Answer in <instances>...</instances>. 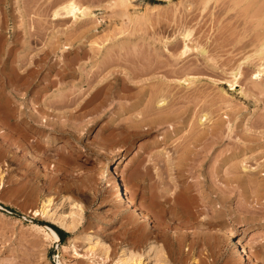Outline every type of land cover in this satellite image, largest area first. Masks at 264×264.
Returning <instances> with one entry per match:
<instances>
[{
	"label": "rangeland",
	"instance_id": "rangeland-1",
	"mask_svg": "<svg viewBox=\"0 0 264 264\" xmlns=\"http://www.w3.org/2000/svg\"><path fill=\"white\" fill-rule=\"evenodd\" d=\"M67 1L0 0V264H115L150 244L160 264H264V0H72L91 13L54 19ZM48 200L79 204L75 227Z\"/></svg>",
	"mask_w": 264,
	"mask_h": 264
},
{
	"label": "bare ground",
	"instance_id": "bare-ground-1",
	"mask_svg": "<svg viewBox=\"0 0 264 264\" xmlns=\"http://www.w3.org/2000/svg\"><path fill=\"white\" fill-rule=\"evenodd\" d=\"M61 1V0H60ZM128 0H119V2L120 3H126ZM68 2V1H67ZM140 2V1H139ZM63 3V2H62ZM65 3V2H64ZM56 4V3H55ZM114 4V3H113ZM51 5H53V4H51ZM56 5H58V4H56ZM53 7V6H52ZM204 7V6H203ZM51 8V7H50ZM56 8V9H55ZM55 8H53L52 10H53V13H52V15H53V18L54 19H58V20H62V19H59V18H65V17H73L74 18V20H78L80 17H83L84 18V16L86 17V15H89L91 12H90V10L87 8V7H82L81 5H79L78 3H76L75 1H69L68 3H66V4H64V5H60V6H57V7H55ZM151 8V7H150ZM154 8V7H153ZM138 9V8H137ZM139 10V9H138ZM124 11H126V8L124 9ZM140 11V10H139ZM125 13V15H127V13L126 12H124ZM144 13V12H143ZM136 14V13H135ZM138 14H140V12L138 13ZM136 16V15H135ZM144 16V15H143ZM145 16H147V15H145ZM142 17V16H141ZM127 18V17H126ZM143 18V17H142ZM147 18V17H146ZM57 20V21H58ZM129 21V20H128ZM131 22H132V20H130ZM129 21V22H130ZM157 22H159V27H161L163 24L165 25V27L164 28H166V26H168V25H166L164 22H162L163 24H161V26H160V23H161V21H157ZM186 22V21H185ZM184 22V23H185ZM168 24V23H167ZM186 25H187V23H185ZM184 24V25H185ZM158 25H156V26H158ZM180 25H182V24H180ZM183 25V26H184ZM184 26V28H187V26ZM183 26H181V27H183ZM258 26V25H257ZM158 27V28H159ZM163 27V26H162ZM163 28V29H164ZM161 28H159V30H160ZM187 29H190L189 27L187 28ZM257 29H258V27H257ZM259 29H261V28H259ZM259 29H258V32H257V35H256V37L258 36V34H259ZM191 30V29H190ZM162 31V30H161ZM165 31V30H164ZM192 31V30H191ZM26 32V31H25ZM29 32V31H28ZM28 32H27V34H28ZM182 33H180L179 32V34H181V36H182V38L183 39H185V40H190L192 37V34H191V32L189 31V30H185V31H181ZM262 32V31H261ZM26 35V34H25ZM244 35V34H243ZM242 35V36H243ZM260 35H261V33H260ZM263 35H264V33H263ZM27 36V35H26ZM173 36V35H172ZM246 33H245V38H246ZM170 37L171 36H169V39H170ZM261 37H263V36H261ZM261 37H259L258 36V39L259 38H261ZM28 38V37H27ZM244 38V39H245ZM168 39V38H167ZM256 39V38H255ZM254 39V40H255ZM26 40V39H25ZM185 40H183V41H185ZM191 40H194V39H191ZM239 40V39H238ZM242 40L243 39H241V40H239V41H241V43L240 42H238L237 41V43H238V45L240 46H242V44H243V42H245V41H249V40H243V42H242ZM251 41L253 40V39H250ZM253 40V41H254ZM257 40V39H256ZM27 41V40H26ZM195 41V40H194ZM251 41H250V43H251ZM258 41V40H257ZM257 41H255V42H257ZM262 41V40H261ZM186 42V41H185ZM184 42V43H185ZM254 42V43H255ZM27 43V42H26ZM188 43V42H187ZM187 43H185V46L183 47V49H181L182 51L180 52V55H184V54H186V53H188L190 50H193V49H191L192 47L191 46H188L189 44H187ZM240 43V44H239ZM253 43V42H252ZM251 43V44H252ZM234 44H236V42H233V45ZM250 44V45H251ZM195 45H197V44H195ZM232 45V46H233ZM244 45V44H243ZM239 46L237 47V44H236V46L235 47H237V48H235V49H239ZM240 46V47H241ZM246 46V47H245ZM245 48L247 49V47H249L248 46V44L246 45L245 44ZM178 48V46L176 45L174 48ZM191 47V48H190ZM197 47V46H196ZM202 47V46H201ZM254 47H256V44H255V46ZM194 48V47H193ZM198 48V47H197ZM242 48V47H241ZM244 48V49H245ZM198 50H199V52L201 53V54H206V48L204 47V48H198ZM242 51V50H241ZM256 55H261L260 57L261 58H264V41L257 47V49L255 50V52H254ZM178 55V54H177ZM252 57L253 56H255V55H251ZM251 56L249 55V56H247V58L245 57L244 58V60L246 61V62H249V60H250V58H251ZM257 57V56H256ZM259 57V58H260ZM255 58V57H254ZM253 58V59H254ZM262 60V59H261ZM264 60V59H263ZM251 61H253L252 59H251ZM250 61V62H251ZM251 63H253V62H251ZM240 65V64H239ZM239 65H237V66H239ZM259 66H260V64H259ZM239 68H241V67H239ZM234 70V69H233ZM264 70V68L261 70V71H258V75L262 72ZM172 71H174L173 69H172ZM121 72V71H120ZM113 73V72H112ZM115 73V72H114ZM240 73H242V72H240V69H237V70H235L234 72H233V75L232 76H234V82H233V84L234 83H237L235 80L237 79V76L238 75H240ZM118 74H119V72H118ZM144 74V73H143ZM143 74H140V75H143ZM263 74V73H262ZM115 75V74H114ZM131 76H132V74H131ZM133 76H134V74H133ZM138 76H139V74H138ZM241 76H242V74H241ZM118 77V76H117ZM116 76L115 77H113V78H115V81L117 80L116 78H117ZM140 77V76H139ZM135 78V77H134ZM239 78V77H238ZM111 79V78H110ZM134 80V79H133ZM133 80H131V81H133ZM190 81H193L192 79L190 80ZM106 82V81H105ZM108 82V81H107ZM111 82V81H110ZM136 82V81H135ZM163 82V81H162ZM104 84V83H103ZM136 84V83H135ZM158 84V83H157ZM160 85H161V83H159ZM158 84V85H159ZM163 84V83H162ZM113 85V84H112ZM115 85V84H114ZM157 85V86H158ZM164 86H165V84H163ZM109 86H110V84H109ZM162 86V85H161ZM169 86V85H168ZM232 86V85H231ZM140 87V86H139ZM129 88V87H128ZM149 88V92L148 91H146V88H145V91H146V93H149L150 95H149V98H150V96H152L153 97V95H151V88H154V90H156L157 89V87L155 86V87H148ZM148 88H147V90H148ZM156 88V89H155ZM159 88L161 89V88H163V92L167 89V85H166V89L162 86V87H158V92L160 91L159 90ZM124 89V88H123ZM143 89V88H142ZM165 89V90H164ZM131 90V89H130ZM162 90V89H161ZM138 91H142V90H138ZM144 91V90H143ZM152 91H153V89H152ZM166 92H168V89H167V91ZM141 94H143V93H145V92H140ZM146 93L144 94V95H146ZM154 93H156V91L154 92ZM154 93H152V94H154ZM165 93V92H164ZM168 93H171V92H168ZM168 93H166L167 95H168ZM160 94H162V92H160ZM165 94V95H166ZM144 95H142V96H144ZM155 95V94H154ZM158 97H159V94H156ZM164 95V96H165ZM175 95V94H174ZM174 95L172 96L173 98H174ZM246 95V94H245ZM139 96H141L140 94H139ZM164 99H158L157 100V107L156 108H158L159 106H161V107H159L158 109H162L163 107L162 106H164V104L166 103H168V102H165L166 100L165 99H167L169 96H170V98H171V95L169 94V96L167 97V98H165L163 95H161ZM150 98L151 100H153V98ZM155 97V96H154ZM162 97H159V98H162ZM175 97H176V95H175ZM156 98V97H155ZM169 98V99H170ZM140 99V98H139ZM141 99H142V97H141ZM157 99V98H156ZM155 100V99H154ZM174 100H176V99H173L172 100V98L170 99V104H172V103H174L175 101ZM173 101V102H172ZM147 103H150V102H147ZM176 104V103H175ZM154 105V104H153ZM169 105V104H168ZM174 105V104H173ZM173 105H169V106H171V107H169V109L171 108H173L172 106ZM175 106V105H174ZM154 107V106H153ZM164 107H166V106H164ZM167 108V107H166ZM164 110H165V108H164ZM155 111V110H154ZM159 111V110H158ZM157 114H158V116L160 115L158 112H156ZM156 113H154L156 116H157V114ZM163 114H165V113H163ZM145 115H146V113H145ZM149 115V114H148ZM143 116V115H142ZM154 116V115H153ZM158 116H157V118H158ZM161 116V115H160ZM144 117V116H143ZM146 117V116H145ZM208 117L209 116H207V113L206 114H204V115H202V116H200V118H199V123L200 124H203V126H204V124H206V122H207V120L209 121L210 119H208ZM147 119H149V118H147ZM153 120V119H152ZM159 120V119H158ZM185 121V120H184ZM150 124H151V122H150ZM166 124V123H165ZM199 124V125H200ZM218 124V123H217ZM155 126V125H154ZM201 126V125H200ZM200 126H199V128H200ZM216 126V125H215ZM219 126V125H218ZM150 128V127H149ZM200 129H202V128H200ZM200 129H199V131H200ZM204 129V128H203ZM213 129V128H212ZM211 129V130H212ZM220 129V128H219ZM206 130H204V131H202V135H203V132H205ZM201 133V132H200ZM199 133H198V131H197V135H198ZM201 135V134H200ZM199 137V136H198ZM202 137V136H201ZM200 138V137H199ZM199 138H197V140L199 139ZM116 161V159H113L111 162H112V164H113V162H115ZM110 165H111V163H106V166L104 167V169L102 170V177L100 178L102 181H108V183H110V185L112 186V189H113V193L114 194H116L115 196H117L118 197V199L119 200H122L126 205H127V207H129L131 210H132V212L133 213H135V214H137V215H139V216H141V218H143V220L144 221H148L149 219L147 218V216L146 215H144L145 213H140V211H138V208H137V206L133 203V201L130 199V197H129V195H128V191H127V188L125 187V186H122L120 183L121 182H118V179H116V178H113L112 176H110L109 175V169L111 168L110 167ZM245 168V167H244ZM103 174L105 175V178L103 177ZM119 176H121V174H119ZM101 181V182H102ZM125 187V188H124ZM53 204V203H52ZM124 204V205H125ZM50 205H51V201L50 200H48L46 203H44L43 205H42V212L43 213H49V217L52 219V220H54L55 222H57V224H59L61 227H64V228H66L67 226H71V227H75V225H76V223H77V221H79V219H80V214L82 213V207L78 204V205H76L75 204V207L77 206V208L75 209V211L73 210L72 211V209H70L71 210V212L69 211V212H65L64 211V208H63V206H62V201H58V202H56V203H54L53 205H52V207H50ZM73 205V204H72ZM74 206V205H73ZM142 220V219H141ZM50 233L53 235V237L56 239V241H58V239H59V235L57 234V232L54 230V229H52V228H50ZM227 235H228V237H231V238H233V234L231 233V232H227ZM89 241L91 240V238H89L88 239ZM231 240H233V239H231ZM230 246L236 251V257H238V258H240V259H242V261H243V263L244 262H246V260L248 259V257L246 258V249H245V247L243 246V245H240L239 247H237V245H235L233 242H231L230 243ZM102 247H103V249H104V251L106 252L107 250H108V248H107V246L106 245H104V244H102ZM161 257H162V252H161V250H159V248L156 246H153V245H148L147 246V248H146V251L144 252V253H135V252H133V251H130L129 249H127V248H122L121 249V251H120V254H119V256H118V258H117V260L114 262L115 264H160V262H161ZM239 259V260H240ZM250 263V262H249ZM251 264V263H250Z\"/></svg>",
	"mask_w": 264,
	"mask_h": 264
},
{
	"label": "trees",
	"instance_id": "trees-1",
	"mask_svg": "<svg viewBox=\"0 0 264 264\" xmlns=\"http://www.w3.org/2000/svg\"><path fill=\"white\" fill-rule=\"evenodd\" d=\"M57 234L59 235L60 239L63 240L64 233L61 230H56Z\"/></svg>",
	"mask_w": 264,
	"mask_h": 264
}]
</instances>
